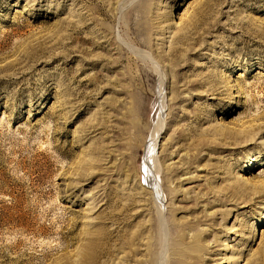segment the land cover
<instances>
[{"label": "rangeland", "instance_id": "rangeland-1", "mask_svg": "<svg viewBox=\"0 0 264 264\" xmlns=\"http://www.w3.org/2000/svg\"><path fill=\"white\" fill-rule=\"evenodd\" d=\"M0 264H264V0H0Z\"/></svg>", "mask_w": 264, "mask_h": 264}, {"label": "bare ground", "instance_id": "bare-ground-1", "mask_svg": "<svg viewBox=\"0 0 264 264\" xmlns=\"http://www.w3.org/2000/svg\"><path fill=\"white\" fill-rule=\"evenodd\" d=\"M180 18H181V17H180ZM162 123H163V122H162ZM160 129H163V126H162V125H161ZM160 129H159V130H160ZM156 134H157V133H156ZM150 153H152V151H151ZM151 155H152V154H151ZM154 157H155V156H154ZM148 158H149V157H148ZM150 158H151V157H150ZM150 158H149V159H150ZM147 162H148V161H147ZM149 169H150V168H149ZM149 169H148V170H149ZM150 172H151V171H150Z\"/></svg>", "mask_w": 264, "mask_h": 264}]
</instances>
